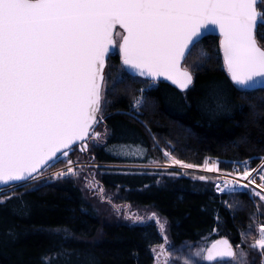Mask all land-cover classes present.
<instances>
[{"label":"snow or ice","instance_id":"snow-or-ice-1","mask_svg":"<svg viewBox=\"0 0 264 264\" xmlns=\"http://www.w3.org/2000/svg\"><path fill=\"white\" fill-rule=\"evenodd\" d=\"M260 27L264 0H0V205L12 199L16 191L12 185L31 187L58 162L67 167L53 179L79 175L72 161L62 158L73 145L83 152L89 138L101 139L94 126L103 120L108 84L104 68L111 53L118 51L122 65L151 86L162 78L184 92L194 76L182 62L196 52L205 32L218 31L232 83L240 89L264 88ZM200 56L207 59L203 51ZM119 83L122 77L113 81ZM143 92L132 104L136 111L143 106ZM163 155L166 166L223 172L217 160L205 158L197 165L176 159L170 151ZM233 172L237 179L215 184L219 192L247 189L264 202V158L257 168L243 161ZM93 181L94 177L87 186L105 199L103 187ZM116 213L120 214L118 207ZM125 219L133 216L125 213ZM148 219L155 221L164 241L159 251L151 248L155 264H161V256L163 264H171L174 253L166 248L165 222L154 212ZM133 222L143 223L144 218L135 216ZM249 235L251 230L241 233L245 239ZM249 247L264 264V224ZM247 256L242 244L234 246L222 238L190 253L195 261L185 257L183 264H248ZM49 260L46 256V264Z\"/></svg>","mask_w":264,"mask_h":264},{"label":"trees","instance_id":"trees-1","mask_svg":"<svg viewBox=\"0 0 264 264\" xmlns=\"http://www.w3.org/2000/svg\"><path fill=\"white\" fill-rule=\"evenodd\" d=\"M257 39L264 47V27L257 29ZM186 65L195 76L188 91L160 82L145 92L136 111L132 104L150 82L129 74L120 55H112L105 72L102 139L86 154L103 164L148 165L162 162L165 147L190 163L217 160L222 170L260 161L264 89H240L232 83L217 37L203 39ZM117 77L123 83L114 85ZM162 174L167 173L150 168H103L96 173L103 189L119 190L120 199L152 207L164 217L172 246L200 248L226 238L234 246L242 244L248 264H261L262 257L249 245L264 224V202L250 193L219 195L214 176L204 182L190 172L179 177ZM99 216L84 190L70 179L16 189L12 199L0 205V264H46V256L49 264H154L151 248L164 243L154 220L109 222L101 230ZM249 230L251 235L243 238L241 233Z\"/></svg>","mask_w":264,"mask_h":264},{"label":"rangeland","instance_id":"rangeland-1","mask_svg":"<svg viewBox=\"0 0 264 264\" xmlns=\"http://www.w3.org/2000/svg\"><path fill=\"white\" fill-rule=\"evenodd\" d=\"M119 31L121 32V34H123L122 30H119ZM116 39H117V42L120 41L119 37H116ZM117 53H118V51H117ZM184 67L189 69V67L187 65ZM156 86H157V84H155L154 86H151L149 84L148 88L146 90H144V92H143V98H145L144 94L146 91H148L149 89L156 87ZM101 115L103 116V108H102ZM102 122H103V120L96 125V127L94 128L95 132H98L100 134L102 133V131L104 130L103 126L101 124ZM99 142H101V141H99ZM99 142H97L94 139L89 138V140L87 141V144H88V150L87 151H83V152L80 151L79 146H78V147L74 148L73 150L69 151L68 157L62 158L64 160L70 159L72 161L71 167H74L77 170V172L79 174L78 176H76V177L69 176V177H66L63 179H53L52 177L56 173L61 172V171H65L66 167H67L66 163H63L60 165L61 162H58L55 164L54 167L46 168V170L43 172L41 179L38 181L31 182V186L38 185L42 182L58 181V180H64V179H70V180L74 181L77 185H79L84 190L85 195L87 196V198L89 200H91L92 205L95 207L98 214L100 215L99 217H100L101 223H102L101 230L103 229V226L109 222L110 223H112V222H125V223L133 224V223H138V222H133V220L135 219V216L143 217L144 221L145 220L147 221V220H149L148 217L150 216L151 213H153V212L156 213L157 217L162 222H165V224H166L165 234L168 237V244L166 245V248L170 247L172 249V252L174 253V255H171L169 257L171 264H183V259L185 257H190V253L195 252L198 249V247H196L194 244H189L187 246L179 247V248L172 246V243L169 240V223L164 217L160 216L159 213L156 212L152 207L136 206L132 203L125 201L124 199H120V197L118 195L119 190L111 191V190L104 189L103 196L105 197V199L102 200L99 192L94 191L93 189H90L87 186V184L94 177L93 183H98L101 186V184L98 181L96 173L99 172V170L103 169V168L104 169L105 168L125 169V170H132V171L136 170V169H144V168L161 169V170L165 171V173H167V174H162V175H168V176L170 175L173 177H179L182 174L189 173V172L182 171V170L178 169L177 166H166L167 158L164 155H163L162 162L154 161L153 163L148 164V165L99 163L96 160H93V157H90L91 155L86 154L87 152H90L92 146L98 145ZM162 151L164 152V151H169V150L166 149L165 147H162ZM190 173L203 175L202 173H196V172H190ZM206 176H212V175H206ZM21 187H24V186H22V185L21 186H14L12 188L19 189ZM10 190L11 189H5V191H10ZM109 200L111 201V203L108 202ZM117 207L120 210L119 215H117V213H116ZM125 213L132 215L133 219H125ZM257 229H258V227H257ZM157 250L159 251V246H157ZM190 258H192L195 261L194 257H190ZM160 260H161V264H163V256L160 257ZM154 264H155V261H154Z\"/></svg>","mask_w":264,"mask_h":264},{"label":"built area","instance_id":"built-area-1","mask_svg":"<svg viewBox=\"0 0 264 264\" xmlns=\"http://www.w3.org/2000/svg\"><path fill=\"white\" fill-rule=\"evenodd\" d=\"M148 88V87H147ZM147 88H144V90H146ZM264 158V157H263ZM177 159V158H176ZM184 161V160H182ZM186 163H190V162H187V161H184ZM241 163V162H240ZM193 164H196V163H193ZM239 163L237 164H234L232 166L231 169L229 170H223L222 173H207V172H204V171H200V170H197V169H182L180 167L177 166L178 169L182 170V171H186V172H196V173H202L203 175H212L216 178V181H215V184L217 183H220V184H223V181L225 179H229V180H233V179H237V177L235 176V173L233 172V169L238 165ZM261 164V160L258 161L257 163L255 164H252L251 162H249V167L250 168H257L259 165ZM197 165H200V164H197ZM231 173L232 175H226V174H229ZM260 181H257V183H259ZM240 183H246V181H243V180H240ZM253 188H255V185L252 186ZM256 191H260L259 188H255ZM215 191L219 194V195H232V194H235V193H250L249 190L247 189H239L238 191L234 192V193H229L227 191L221 193L217 190V188L215 187ZM251 194V193H250ZM252 195V194H251ZM253 196V195H252ZM256 197V196H254Z\"/></svg>","mask_w":264,"mask_h":264},{"label":"water","instance_id":"water-1","mask_svg":"<svg viewBox=\"0 0 264 264\" xmlns=\"http://www.w3.org/2000/svg\"><path fill=\"white\" fill-rule=\"evenodd\" d=\"M118 30H122V29H118ZM123 31V30H122ZM207 37H217V38H219V41L221 40V37L219 36V33H218V31H207V32H205V34H204V36L201 38V41L203 40V39H205V38H207ZM115 39H116V37H115ZM117 40V39H116ZM200 41V42H201ZM262 47V46H261ZM117 52V51H116ZM116 52H113V53H111L107 58H106V63H105V68H104V73H105V71H106V68H107V65H108V61H109V59H110V57L112 56V55H114ZM221 53H222V51H221ZM222 56H223V54H222ZM185 62L186 61H184V62H182V67H184V65H185ZM124 67V66H123ZM125 68V67H124ZM125 70L129 73V74H131V75H133V76H136V75H134L130 70H128V69H126L125 68ZM190 71V70H189ZM193 76H194V74H193ZM144 79H146L145 77H143ZM194 81H195V76H194ZM159 82H166V83H168V84H170V85H172L173 87H175V88H177L175 85H173V84H171V82H169V81H165V80H163L162 78L159 80ZM193 84H194V82H193ZM193 86V85H192ZM191 86V87H192ZM178 89V88H177ZM259 89H264V88H262V87H260V86H257V87H255V88H247L246 90H259ZM180 90V89H179ZM189 90V89H188ZM188 90H186V91H188ZM181 91V90H180ZM186 91H184V92H186ZM97 125V124H96ZM96 125L94 126V128L96 127ZM89 140V139H88ZM76 147H78V144L77 145H73L72 146V149L71 150H73L74 148H76ZM70 150V151H71ZM14 186H21L20 184H15V185H12V187H14ZM7 189V188H6ZM230 241V240H229ZM231 242V241H230Z\"/></svg>","mask_w":264,"mask_h":264}]
</instances>
